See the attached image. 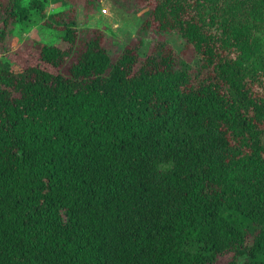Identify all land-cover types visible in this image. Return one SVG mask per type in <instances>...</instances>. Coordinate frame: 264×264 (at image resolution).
<instances>
[{
    "label": "trees",
    "instance_id": "trees-1",
    "mask_svg": "<svg viewBox=\"0 0 264 264\" xmlns=\"http://www.w3.org/2000/svg\"><path fill=\"white\" fill-rule=\"evenodd\" d=\"M135 2L116 57L62 22L66 72L0 66V264H264V0ZM48 3L0 0V40Z\"/></svg>",
    "mask_w": 264,
    "mask_h": 264
},
{
    "label": "rangeland",
    "instance_id": "rangeland-1",
    "mask_svg": "<svg viewBox=\"0 0 264 264\" xmlns=\"http://www.w3.org/2000/svg\"><path fill=\"white\" fill-rule=\"evenodd\" d=\"M70 7L61 6L60 3H48L41 15L34 16L30 21L14 26L12 31L5 32L0 40V66L4 64L8 53L18 51L15 58L41 62L40 46L42 43L54 44L67 53L65 58L56 66L66 72L70 62L76 56V50L81 48V43L74 44L64 41L60 37V29L68 24L76 35H99L101 46L110 56L116 57L126 43L133 39L140 23L141 11L135 12L136 0H69ZM95 4V5H94ZM164 41L169 44L182 58L192 66H197L198 59L190 45L175 33H157L151 29L143 38L140 53L148 52L157 42ZM80 43V44H79ZM23 52V55L21 54ZM27 56V57H26ZM23 59V60H24ZM0 157V162H5ZM232 252L219 255L217 264H223L230 259Z\"/></svg>",
    "mask_w": 264,
    "mask_h": 264
}]
</instances>
